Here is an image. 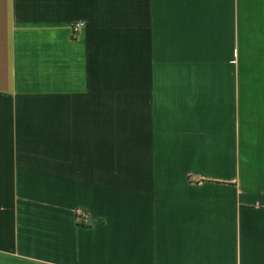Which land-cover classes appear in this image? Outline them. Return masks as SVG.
Masks as SVG:
<instances>
[{"label": "crops", "instance_id": "1", "mask_svg": "<svg viewBox=\"0 0 264 264\" xmlns=\"http://www.w3.org/2000/svg\"><path fill=\"white\" fill-rule=\"evenodd\" d=\"M0 264H264V0H0Z\"/></svg>", "mask_w": 264, "mask_h": 264}, {"label": "built area", "instance_id": "2", "mask_svg": "<svg viewBox=\"0 0 264 264\" xmlns=\"http://www.w3.org/2000/svg\"><path fill=\"white\" fill-rule=\"evenodd\" d=\"M85 24L82 21H78L73 23L71 29H72V35L73 37H78L80 35V33L82 32V30L84 29ZM77 218L79 220V222L84 223L85 222V217H86V211L82 208H77L75 210Z\"/></svg>", "mask_w": 264, "mask_h": 264}]
</instances>
